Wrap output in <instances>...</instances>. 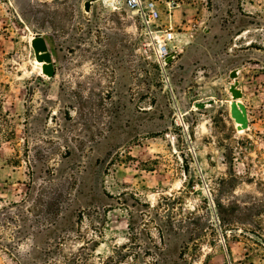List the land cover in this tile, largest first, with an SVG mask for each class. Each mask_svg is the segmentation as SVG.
<instances>
[{"label":"rangeland","instance_id":"374dc122","mask_svg":"<svg viewBox=\"0 0 264 264\" xmlns=\"http://www.w3.org/2000/svg\"><path fill=\"white\" fill-rule=\"evenodd\" d=\"M156 1L0 0V264H264V0Z\"/></svg>","mask_w":264,"mask_h":264},{"label":"built area","instance_id":"2783aa9c","mask_svg":"<svg viewBox=\"0 0 264 264\" xmlns=\"http://www.w3.org/2000/svg\"><path fill=\"white\" fill-rule=\"evenodd\" d=\"M110 2L111 0H105ZM122 7L135 13L140 24L153 44V54L159 65L166 63L176 41V32L171 24L161 21V8L156 0H114ZM113 1V2H114ZM169 12L175 7L174 0L167 1Z\"/></svg>","mask_w":264,"mask_h":264},{"label":"water","instance_id":"95a60500","mask_svg":"<svg viewBox=\"0 0 264 264\" xmlns=\"http://www.w3.org/2000/svg\"><path fill=\"white\" fill-rule=\"evenodd\" d=\"M88 4L86 9L88 10ZM31 46L34 50V55L37 61L43 62V73L48 77H52L55 74L54 64L52 62V56L48 49L47 41L42 35H36L31 40ZM235 74V73H234ZM234 74L232 76H234ZM229 91L232 94V102L230 103L231 117L239 125L236 127L239 129H246L248 127V115L246 106L242 102H237V99L242 97V91L237 87V82L230 86ZM214 103L213 100L207 102L196 103L197 107L203 108L206 104Z\"/></svg>","mask_w":264,"mask_h":264},{"label":"bare ground","instance_id":"6f19581e","mask_svg":"<svg viewBox=\"0 0 264 264\" xmlns=\"http://www.w3.org/2000/svg\"><path fill=\"white\" fill-rule=\"evenodd\" d=\"M111 1H114V0H111ZM37 64L41 67V72H42V74L43 75H45V76H47L45 73H43V62H37ZM48 77V76H47ZM232 102V100L230 101V103ZM237 102H241V100L240 99H237ZM235 122V121H234ZM236 124H235V126L237 127L239 124L237 123V122H235ZM245 129H239V131L238 132H243Z\"/></svg>","mask_w":264,"mask_h":264},{"label":"flooded vegetation","instance_id":"af4514ba","mask_svg":"<svg viewBox=\"0 0 264 264\" xmlns=\"http://www.w3.org/2000/svg\"><path fill=\"white\" fill-rule=\"evenodd\" d=\"M230 101H231V100H230ZM235 124H236V123L234 122V126H235ZM235 128H236V126H235ZM238 131H239V130H238Z\"/></svg>","mask_w":264,"mask_h":264}]
</instances>
